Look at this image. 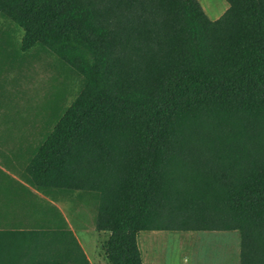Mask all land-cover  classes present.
Listing matches in <instances>:
<instances>
[{"label":"trees","instance_id":"16d2710c","mask_svg":"<svg viewBox=\"0 0 264 264\" xmlns=\"http://www.w3.org/2000/svg\"><path fill=\"white\" fill-rule=\"evenodd\" d=\"M227 1L212 20L198 0H0L21 54L84 82L21 164L43 196L11 177L32 199L0 264H92L51 201L72 194L97 202L109 264H144L141 231L231 230L264 264V0Z\"/></svg>","mask_w":264,"mask_h":264},{"label":"rangeland","instance_id":"374dc122","mask_svg":"<svg viewBox=\"0 0 264 264\" xmlns=\"http://www.w3.org/2000/svg\"><path fill=\"white\" fill-rule=\"evenodd\" d=\"M205 14L218 19L227 0H198ZM22 31L0 18V164L19 174L29 145L43 141L83 87V78L47 50L21 54ZM4 49V50H3ZM3 50V51H1ZM6 50V51H5ZM30 142L18 145L17 142ZM3 142L7 144H2ZM61 210L92 264H109L97 232V202L88 195L60 197ZM139 244L145 264H241L240 234L231 231H142Z\"/></svg>","mask_w":264,"mask_h":264},{"label":"crops","instance_id":"0c3cea01","mask_svg":"<svg viewBox=\"0 0 264 264\" xmlns=\"http://www.w3.org/2000/svg\"><path fill=\"white\" fill-rule=\"evenodd\" d=\"M29 143L30 142L28 141L17 142L18 145H27ZM2 144H7V143L3 142ZM9 152L10 149L0 148L1 155L9 154ZM11 177L27 185L34 193L43 196V194L38 192L35 188L28 185L23 179H21L20 174L18 175L17 172L12 171L10 167L7 166L6 164H0V228L1 229L23 226L25 217L21 213V204H23V202L25 201V195L32 199V196H29L28 192L24 190V188L12 182ZM51 201L61 208L60 203L63 202L62 199L59 198L58 201H54V200ZM139 234H138V238H139ZM142 257H143V262L145 264L143 251H142Z\"/></svg>","mask_w":264,"mask_h":264}]
</instances>
